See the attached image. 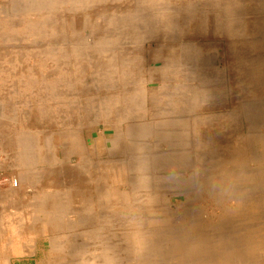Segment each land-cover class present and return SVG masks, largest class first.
Listing matches in <instances>:
<instances>
[{"label":"bare ground","instance_id":"obj_1","mask_svg":"<svg viewBox=\"0 0 264 264\" xmlns=\"http://www.w3.org/2000/svg\"><path fill=\"white\" fill-rule=\"evenodd\" d=\"M0 264H264V0H0Z\"/></svg>","mask_w":264,"mask_h":264},{"label":"rangeland","instance_id":"obj_2","mask_svg":"<svg viewBox=\"0 0 264 264\" xmlns=\"http://www.w3.org/2000/svg\"><path fill=\"white\" fill-rule=\"evenodd\" d=\"M11 176L9 175H2V172H0V186L6 182V180H9ZM39 256H33V257H21L19 259L15 260V264H36Z\"/></svg>","mask_w":264,"mask_h":264}]
</instances>
